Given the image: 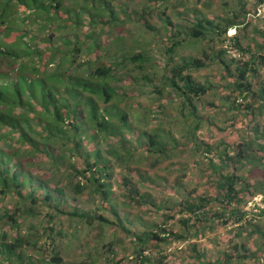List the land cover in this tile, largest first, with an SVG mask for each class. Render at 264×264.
<instances>
[{
    "label": "trees",
    "instance_id": "trees-1",
    "mask_svg": "<svg viewBox=\"0 0 264 264\" xmlns=\"http://www.w3.org/2000/svg\"><path fill=\"white\" fill-rule=\"evenodd\" d=\"M182 1L178 2L185 6ZM168 2L0 0V40L15 32V38L19 39L12 44L0 42V264H91L94 252L90 249L82 260L64 255L62 243L69 235L63 227L64 220L71 226L75 222L99 228L108 225L125 234L119 240H103L104 249L95 248V252L106 257L104 264L124 261L163 264L164 257L153 259L152 252L162 244L186 240L187 235L174 233L163 224L147 225L140 231L126 225L120 207L127 210L132 202L157 206L158 199H153L148 191H140L126 176L119 181L125 190L120 194L113 192L109 183L111 160L105 153L124 166L134 164L127 172H137L144 186L160 188L159 181L166 178L138 165L154 158L151 165L155 166L169 158L174 150L181 147L185 150L192 143L201 160L206 158L207 170L217 175L219 194L224 196V211L212 209V196L197 194L196 188L176 181L171 187L181 201L173 211V201L167 199L171 207L166 217L173 218L177 211H187L188 217L184 219L187 225L189 220L199 222L210 217L223 218V225L244 220L246 225L254 224L250 213L243 210L246 202L243 196L264 193L261 189L264 181L250 189L246 175L240 171L246 162H264V142L242 138L230 153V144L235 141L223 140L214 147L197 137L201 123L197 121L192 99H200L212 87L196 81L191 72L207 66L208 60H221L227 50L222 48L214 55L204 51L203 58L192 56L175 64L173 61L179 48L184 46L196 49V45L209 39L210 43L216 39L223 45L231 41L243 57L234 72L238 90L228 110L241 112L246 108L253 112V104L243 102L251 92L243 80L248 73H257L264 66V55L245 49L239 35H227L228 29L236 24L234 19H211L195 8L192 17H185V24H175L173 13L167 9ZM135 27L149 34L154 46L161 48L159 58H163L164 70L169 73L163 74L162 84L154 83L159 80L157 71L151 76L158 56L153 51L149 55L145 48L149 43L139 40L144 34L133 33ZM130 31L131 40L143 46L138 51L136 46L126 43ZM40 33L45 45L37 41ZM260 33L264 38V32ZM107 35L112 39L104 45ZM259 48L264 49V44ZM229 67L225 65L230 73ZM122 70L141 74L139 78L130 76L132 84L139 80L145 86L153 84L155 92L162 96L167 90L169 104L173 103V95L179 98L182 138L187 140L185 147L173 135V130L169 132L160 124L149 130L140 124L144 119H139V113L134 110L141 103L131 99L144 92H131L132 87L119 85ZM252 93V98L257 96L264 108V87L259 95ZM164 104H160L162 109ZM150 112L156 116L154 109ZM260 129L264 133L259 127L253 130ZM134 139L141 152L130 145ZM95 140H101L105 147H94ZM38 166L59 172V183L51 180L54 173L45 178L41 170L34 169ZM7 197L13 199L11 208L2 205ZM42 206L49 207L54 214L44 213ZM252 213L254 218H264V207ZM199 255L202 257V253ZM229 260L232 259L223 258L224 262ZM199 263L207 264L205 260Z\"/></svg>",
    "mask_w": 264,
    "mask_h": 264
},
{
    "label": "rangeland",
    "instance_id": "rangeland-1",
    "mask_svg": "<svg viewBox=\"0 0 264 264\" xmlns=\"http://www.w3.org/2000/svg\"><path fill=\"white\" fill-rule=\"evenodd\" d=\"M168 1L169 2L166 4L168 5L167 9L169 13H173L175 24H185L187 22L185 17H192L194 14L192 10L195 8L204 12V14L211 19H217V17L227 18L226 20L234 19L236 24L234 27L228 29L227 35L229 37L239 35L241 44L245 49L249 48L253 53H257V55H264V49L259 48L260 45L264 44V38L260 33L261 31L264 32V3H261L260 0H183L182 3L185 2V6L179 4V0ZM186 6L190 9H186ZM244 12L246 14H244ZM151 22L156 23L157 21L152 20ZM222 22L225 23L224 21ZM140 29V27H135L132 31L136 34L142 32L144 37L142 36L139 40H144V42L146 41L149 43L147 46L144 44L149 55H152L150 52L153 51V53L158 56V59L155 61L156 67L151 69V76L154 71H157L159 80H155L154 83L162 84L163 74L166 73V71L164 70L163 58H159V51L161 48L154 46L150 35L146 34L145 31H140ZM16 34L17 32L11 34L12 36L9 35L10 37H7L8 39L4 36L5 39L3 38L0 42H6L7 44H12L14 41L19 42V39L15 38ZM57 34H61V32L58 31ZM131 36L133 35L130 31V36H127L126 43L130 46H136L138 51L139 48L143 46L135 44L134 41L131 40ZM110 39H112V36L107 35L104 40V45H106ZM37 41L45 45L42 33L38 36ZM211 45H213V48H211ZM195 47L197 48L194 49L191 46L179 48L178 54L174 56L173 64L181 63L184 59H188L192 56H200L203 58L204 51L209 55H214L222 48L227 50L221 57V60L217 61L218 58L213 62L212 60H208L209 64L207 66L191 72L196 81L212 87V89L200 99H192L195 105V115L198 118L197 121L201 123L199 136L197 135V137L214 147L218 146L223 140L228 142L235 141V144L228 143L231 147H229L230 153H233L242 138H255L258 143L264 142V137L262 136L264 134L263 131L261 129L260 131L253 130L257 127L264 130V108L260 106V99L256 98L257 96L254 95L252 98V92L259 95L260 89L264 87V66H261L257 73H248L246 80H243L247 85L246 89L251 91L247 95L249 97L247 99L244 98L243 102L253 104L255 110L252 112V110H246V108H244L241 112L238 110L230 111L228 107L233 103V99L238 90L236 86L237 82H234L235 78L233 76L237 67L241 64V58L243 57L241 50L235 48L231 41L225 42L223 45L216 39L213 43H210L209 39ZM227 64L230 65V73L227 72L225 68ZM119 75L121 77V80L118 81L119 85H128L132 87L131 92H144V94L131 99V101H139L141 103V106L135 107L136 110H134V112L136 111L139 113V119H144L140 124L148 129L160 124L168 131L169 129L171 131L173 130V135L177 137L179 143L185 147L187 140L182 138L184 127L183 116L181 111L178 110L181 103L179 98L173 95V103L169 104L167 90L163 92L162 96L155 92L153 84L145 86L142 85L141 80L135 84L129 81L131 75H136L139 78L141 74L128 73L127 70H122ZM160 97H162L161 100L159 99ZM126 100L129 101L128 99ZM164 100L166 101V105L163 102ZM161 103L165 105L163 109L160 106ZM152 109L155 110L154 114H156V116L154 115V117L153 115L151 116L150 110ZM188 109L185 108L186 111ZM234 115H237L236 119H234ZM146 117H148L149 120L145 119ZM85 137L86 134L83 138ZM92 144L94 147H96V145L102 148L105 147V144H102L101 140L100 142L99 140H95ZM130 145L133 146L137 152L142 151L136 139H134ZM57 150H59V147ZM105 155L111 160L112 170L109 183L111 184L113 192L120 194L125 190L123 184L119 183V181L122 176H126L132 180L133 184H135L140 191H148L152 194L153 199L157 198L159 200H157V206L151 203L139 204L132 202L127 210L120 207L121 215L124 217L127 226L132 225L130 226L132 229L135 227V231H140L144 230L147 225L163 224L171 228L174 233L187 235L186 240L162 244L152 252L151 258L156 259L163 256V264H200L199 261L201 260H205L207 264H264V218H254L252 213V210L258 212L260 208L264 207V193L260 191V186V193L254 196H243L246 201L243 210L250 213L249 217L254 224L246 225V221L244 220L238 224L228 223L227 225H223L221 224L223 218L210 217L209 220L199 222L189 220V225H187L184 223V219L188 217L187 211L183 213L177 211L173 218L166 217L170 215L169 207H171L167 199L173 201V203H171L173 205V211L178 209V205L181 201V198H177L176 192L171 187L176 181L188 184L191 189L196 188L198 190L196 192L197 194L212 196L213 203L211 207L213 210L220 209L224 211L225 208L224 196H220L217 187V175L207 170L206 158L201 160V156L196 153V149L192 143H190L185 150H183V147L174 150L169 158L163 159L155 166L151 165L154 158L150 159L151 162L149 161L147 164L138 165L141 168L144 167V169L151 170V174L158 173L166 178V180L162 178V180L159 181V183H161L160 188L149 187L147 185L144 186L140 183L139 180L142 178L137 172L128 173L129 171L127 172V169L130 166H134V164L124 166L122 164L123 162L120 160H116L113 156L107 155L106 153ZM199 159L201 161L197 164L196 161ZM68 160L73 161V158H69ZM216 163L220 165L219 160H216ZM43 167L38 166L34 169L41 170L45 178L49 174L51 175V173H54L51 180L54 184L59 183L61 178L60 173H56V171L53 172V169L51 171L46 170V168ZM224 171L226 172V170ZM240 172L246 175L251 185L250 189L257 188L258 185L264 181V162L260 160L258 162H246ZM261 189L263 191L264 186ZM12 202L13 199L7 197L2 201V205L11 208ZM88 202H90L89 199ZM85 205L87 206V204ZM41 208L44 213L47 211L53 212V210L47 206H42ZM243 224H245V226L242 227ZM63 227L67 234H69L62 243L64 255L69 257V259L75 260L77 258L82 260L87 256L88 250L90 249V251L94 252V258L91 264H104L106 257L101 256L99 252H95L97 246L104 249V247L101 246L103 240H119L124 238L125 235L122 231H114L108 225L99 228L97 226L90 227L87 223L75 222L71 226L64 220ZM131 239L132 238L129 240ZM200 253H202V257L199 255ZM245 254L249 255L246 256ZM226 256L230 257L232 260L224 262L223 258H226ZM129 263L133 264L135 262L124 261L123 264Z\"/></svg>",
    "mask_w": 264,
    "mask_h": 264
}]
</instances>
